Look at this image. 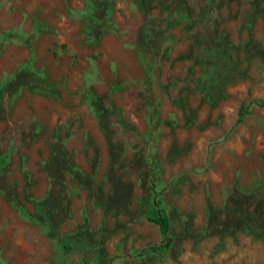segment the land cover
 <instances>
[{
    "label": "rangeland",
    "instance_id": "374dc122",
    "mask_svg": "<svg viewBox=\"0 0 264 264\" xmlns=\"http://www.w3.org/2000/svg\"><path fill=\"white\" fill-rule=\"evenodd\" d=\"M252 100L264 0H0V264H264Z\"/></svg>",
    "mask_w": 264,
    "mask_h": 264
},
{
    "label": "trees",
    "instance_id": "16d2710c",
    "mask_svg": "<svg viewBox=\"0 0 264 264\" xmlns=\"http://www.w3.org/2000/svg\"><path fill=\"white\" fill-rule=\"evenodd\" d=\"M251 103H254L260 107H264V100H252ZM247 109V108H246ZM244 109L243 112H240V115L246 113L247 110ZM239 117L238 120H240ZM6 162V156L0 157V170L3 168ZM149 190H150V201L147 208L146 218L148 221L155 223L158 226L159 233H160V242L158 244H152L146 246L142 251L144 252H155L167 251L173 241L171 236V222L170 217L166 212L165 204H164V192L162 189L159 188L157 183V178L155 174V170L152 168L150 169L149 173ZM35 211L37 216L42 220L43 224L48 226V216L46 212L40 205H36ZM64 247L67 249L69 248L68 245L64 244ZM65 264V263H61ZM84 264H88L84 262Z\"/></svg>",
    "mask_w": 264,
    "mask_h": 264
}]
</instances>
